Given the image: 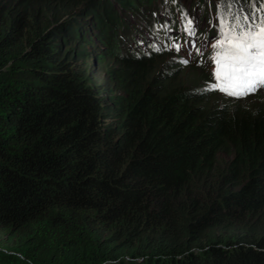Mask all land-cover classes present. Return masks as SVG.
<instances>
[{
  "label": "trees",
  "instance_id": "obj_1",
  "mask_svg": "<svg viewBox=\"0 0 264 264\" xmlns=\"http://www.w3.org/2000/svg\"><path fill=\"white\" fill-rule=\"evenodd\" d=\"M218 2L0 0V264H264V96L174 80Z\"/></svg>",
  "mask_w": 264,
  "mask_h": 264
},
{
  "label": "snow or ice",
  "instance_id": "obj_2",
  "mask_svg": "<svg viewBox=\"0 0 264 264\" xmlns=\"http://www.w3.org/2000/svg\"><path fill=\"white\" fill-rule=\"evenodd\" d=\"M217 20L215 83L208 90L234 98L256 93L264 88V0H219ZM187 28L193 30L192 20Z\"/></svg>",
  "mask_w": 264,
  "mask_h": 264
},
{
  "label": "rangeland",
  "instance_id": "obj_3",
  "mask_svg": "<svg viewBox=\"0 0 264 264\" xmlns=\"http://www.w3.org/2000/svg\"><path fill=\"white\" fill-rule=\"evenodd\" d=\"M182 4L185 5L186 2H190L191 0H186L184 3V0H180ZM193 2V1H192ZM191 7V6H189ZM161 15V14H159ZM134 19V18H133ZM192 21L195 23V19H192ZM86 50H89V57L86 61V68L88 69L91 79L94 82L102 83L104 79L107 77V73L104 71L105 65L108 62V64H112L111 59H106L103 64L98 62L96 59L94 60V47H89V45H86ZM171 52V50H169ZM167 58H171L169 54L161 53L159 56H152L153 62L151 63V68L154 70L155 68L161 66L163 63H165V60ZM173 64L172 60L168 62L166 65L172 66ZM204 65V64H203ZM200 67H196L193 65H179V64H174V67L176 66V71L178 76L174 80L178 79V82L181 83L182 85H188V86H193V85H201L205 82V77L207 74H209V68L207 69V74L204 73V67H208L206 65ZM215 73V72H214ZM208 78V77H207ZM263 89L258 90L256 93L248 95L246 97L240 98V100H231L230 98H225L224 96L216 95L221 98H223L225 101L229 102V104H233L234 102H245V104H251V102H256V99H253L251 97H254L256 94L263 95L264 96V91Z\"/></svg>",
  "mask_w": 264,
  "mask_h": 264
},
{
  "label": "bare ground",
  "instance_id": "obj_4",
  "mask_svg": "<svg viewBox=\"0 0 264 264\" xmlns=\"http://www.w3.org/2000/svg\"><path fill=\"white\" fill-rule=\"evenodd\" d=\"M208 50H209V49H207V48L193 49V50H192V53H193V56L195 57V60H196V61L204 62L203 64L206 65V66H208V67H214V68H216L215 63L211 65V63H209V62L201 61L200 59H197V57L202 56V55L205 54V52L208 51ZM203 64H202V65H203ZM204 65H203V66H204Z\"/></svg>",
  "mask_w": 264,
  "mask_h": 264
},
{
  "label": "clouds",
  "instance_id": "obj_5",
  "mask_svg": "<svg viewBox=\"0 0 264 264\" xmlns=\"http://www.w3.org/2000/svg\"><path fill=\"white\" fill-rule=\"evenodd\" d=\"M164 48V50H162V51H165V47H163ZM171 50V49H170ZM198 66H201V65H198ZM209 68V74H207V76H208V79H211V78H214L215 76H214V70H213V68L214 67H204V71L207 73V69ZM216 69V68H215ZM224 95H226L228 98H230L231 100H237V99H240V98H234V97H231V96H229V95H227L226 93H223Z\"/></svg>",
  "mask_w": 264,
  "mask_h": 264
}]
</instances>
